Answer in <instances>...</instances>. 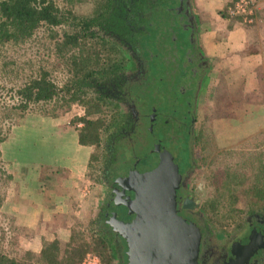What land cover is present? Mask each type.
Returning <instances> with one entry per match:
<instances>
[{
    "label": "rangeland",
    "instance_id": "obj_1",
    "mask_svg": "<svg viewBox=\"0 0 264 264\" xmlns=\"http://www.w3.org/2000/svg\"><path fill=\"white\" fill-rule=\"evenodd\" d=\"M99 1H77L72 5L73 12L82 17L95 16L102 12L101 9L105 6L103 4L105 0H102L101 6H99L100 3L98 4ZM55 2L61 3L60 0H55ZM223 15H225L224 12ZM119 23L117 22V24ZM242 25L251 24L243 23ZM74 27L73 24H54L53 35L47 29H41L27 40L3 45L0 48V64L3 62L4 68L10 70L8 71L9 79H12L15 84L19 83L24 81L28 74L35 70L39 71L40 68L50 69L58 86H62L66 79L74 78L72 71L68 69L67 56L72 53L81 56L87 46L89 48L93 43L101 40L97 36L78 37L77 45L73 46L70 43L69 49L60 53L59 42L63 39L64 32L73 33L76 31ZM190 33L192 37L196 38V34L192 33L191 29H189ZM135 37H138L139 40L140 54L144 59H147L148 63L146 80L141 85L145 89L144 95L151 99L160 97L161 101L158 106H161L163 111L165 110L164 112L170 116L171 122L174 120L179 122L172 128V132L168 127L167 133L169 132L174 140L172 151L180 172L186 170L192 162L188 185L190 194L198 202L196 207L201 208L207 219L222 229L233 226L250 207L253 209L263 208L262 201L252 200L240 186L237 189L238 199L232 203L233 210L227 209L228 206L221 205V208L218 207L219 211L212 213L205 203L210 186L206 184L203 177L205 165L212 158L217 161L221 158L219 163L223 164L235 161L236 155H239L240 161H243L264 153V90H257V77L247 73V71H251L249 66L258 61L257 57H248L249 53L260 50L259 45L257 47L256 44H246L243 50L235 52L236 59L235 62L230 63L233 64L231 68L228 64L225 68H217L209 72L203 84L200 85L194 102L189 92L179 95L177 102L173 84L175 77L171 78L172 86L169 88L167 81L171 74V70H169L171 62L180 60L179 55L183 54L186 41L176 43L171 40L170 42L166 37L163 25H159L153 33L147 36L145 34L142 36L141 31H138L135 33ZM102 41L103 44H99L98 47L102 46V49L105 47L111 53V48L114 47L110 46V41L104 39ZM82 42L84 43L81 46ZM102 49L100 50L103 55L104 50ZM144 49L149 51L145 55ZM171 50L174 52V57ZM176 50L179 53H176L175 57ZM115 53L112 52L111 57L116 58L117 56L118 58L119 50H116ZM241 63L245 65H241ZM185 71L184 68L183 72L185 73ZM0 75H2L1 70ZM5 77L8 79L9 75L6 74ZM254 86L255 89H253ZM90 87L91 85H85L75 98L65 95L62 93L63 91L58 92L45 105L46 108L42 109L47 113H38L30 109L23 113L9 112L7 108H3L0 112V129L8 131V137L0 142V246L6 252L22 255L29 249L28 246H33L36 242L42 246L44 243L57 240L62 245L63 236H66V233L58 235V231L64 228L67 232L68 229H80L88 240L98 238L91 227V215L96 199L99 198L100 188L103 187L98 180L102 158L101 147L105 144L102 145L106 130L112 124L113 115L110 114V111L115 106H110L109 103L102 101V98L90 91ZM166 89H170L167 94ZM71 92H74L73 88ZM165 94L167 98L162 100ZM91 102L99 106V109L94 111L96 115L92 114L93 111L87 110L91 109L88 105ZM141 105L145 109L147 102H143ZM159 110L160 108L157 109V112ZM9 113L11 118L4 119L6 117L3 116ZM91 114L101 117L98 141L95 144H81L78 141V128L84 123L77 121V118L86 115L90 119L92 118ZM190 116L191 118L195 117L194 123ZM163 129L165 128L163 127ZM198 132L202 134L197 143ZM83 145L87 150L88 162L81 179L75 180V187L80 191V194H77V198H75L71 195L74 194L75 187L68 185L69 177L64 171V166L77 164L76 156L78 154L76 156L74 154L77 150H84L82 149ZM227 149H235L236 152L232 155L226 153L222 156V152ZM133 153L139 155L142 152L135 151ZM119 159H121L120 156H118ZM133 159L132 154L124 156V159L122 157V162H119L121 164L117 167L119 172H115L114 181L123 176L127 167L131 162H134ZM35 176H38L39 183L44 187L53 185V182H56L53 179L61 180L66 190L71 191L64 198L68 209L62 214L63 216L53 213L51 218L41 221L38 227L32 230L26 227L10 228L9 220L4 216L3 203L8 188H10V181L13 182L11 189L17 190L20 183L33 181ZM88 189L91 191L89 196L86 195ZM70 208L71 210H69ZM33 231L38 233L37 241L31 238L34 235ZM214 236L217 240L223 238V235L218 231L216 234L214 233ZM88 252L96 254L100 264H106L104 261L102 262L97 253L91 250L86 253Z\"/></svg>",
    "mask_w": 264,
    "mask_h": 264
},
{
    "label": "flooded vegetation",
    "instance_id": "obj_2",
    "mask_svg": "<svg viewBox=\"0 0 264 264\" xmlns=\"http://www.w3.org/2000/svg\"><path fill=\"white\" fill-rule=\"evenodd\" d=\"M119 7H124L120 12L111 16L110 7L104 6L97 15H100V25L93 26L98 30L101 40H109L113 49L119 50V68L116 75H104L101 83L97 84L98 91L90 87L93 94H97L102 101L115 106L110 114L113 115L112 124L107 128L105 140L102 143V158L99 165L98 180L103 186L100 188L99 198L92 208L91 224L94 233L105 241V250L108 253L106 264H127L126 247L124 240L113 231L104 219V212L109 204L117 185L123 179L130 165L152 147V134L149 125L160 129L170 128L172 132L179 122H171L170 116L163 111L158 103L160 97H146L144 94L143 81L146 80L148 63L140 54L139 40L135 33L141 31V35L147 36L154 32L159 25H163L167 39L171 42L181 43L186 41L183 54L180 53V60L172 61L169 70L170 77L167 81L168 88L171 85V78L175 77L174 91L177 95L189 92L192 101L196 100V94L201 84L207 76V66L209 59L205 56L202 48L198 45L196 38L189 34V29L196 34L198 30L197 14L194 10L193 0H119ZM117 22H120L117 24ZM167 25V26H166ZM151 31V32H150ZM150 32V33H149ZM108 38V39H107ZM186 39V40H185ZM142 44V42H141ZM149 51L144 49L143 53ZM174 52L171 50V54ZM179 53L178 50L175 51ZM116 55V53H115ZM178 58V57H177ZM174 59V58H172ZM205 66V68H204ZM184 68L186 69L185 73ZM158 91V90H157ZM160 93V91H158ZM170 89H166V94ZM163 96L166 99L167 95ZM147 102L145 109L141 103ZM157 106V107H156ZM178 106V104H177ZM160 110L157 112V109ZM191 118V116H190ZM194 116L191 121L194 123ZM190 121V122H191ZM189 122V123H190ZM110 141V142H108ZM141 151L137 155L133 152ZM132 154L134 158L122 177L114 181V175L118 165L122 162V157ZM118 156L121 159L118 160ZM122 156V157H121ZM117 157V159H116ZM191 159V156H190ZM175 161V159H174ZM192 162L186 170L180 172L182 178L176 196L179 206V213L194 219L200 226L202 233L201 260L204 264H219L224 255L230 249L231 241L245 229L249 230L254 226H263L264 230V207L253 209L250 207L233 226L220 228L212 221L210 222L201 208H197V201L194 200L189 191L188 177L192 172ZM191 197V199H189ZM186 199L188 206L183 207L182 202ZM196 202V204L194 203ZM223 235L221 240H217L214 233ZM249 232V231H248ZM259 261L257 264H264V250L257 254ZM109 262V263H108Z\"/></svg>",
    "mask_w": 264,
    "mask_h": 264
},
{
    "label": "trees",
    "instance_id": "obj_3",
    "mask_svg": "<svg viewBox=\"0 0 264 264\" xmlns=\"http://www.w3.org/2000/svg\"><path fill=\"white\" fill-rule=\"evenodd\" d=\"M60 1L59 4L55 0H0V48L5 44L27 40L41 29H47L53 35V25L60 23L73 24L76 29L73 33L64 32L63 39L59 42L60 53L68 50L70 43L73 46L77 45L78 37L84 38L87 35L102 37L93 27L100 25V15L89 18L75 15L72 5L80 0ZM100 1L98 2L99 6L103 2ZM103 4L110 7L112 11L110 17H113L117 12L121 14L120 11L124 8L122 5L119 7V0H105ZM99 44H103V41H96L89 48L87 46L81 56L74 53L67 56L68 69L72 71L74 78L66 79L62 86L56 84L50 69L45 68H40L39 71L35 70L28 74L24 81L15 84L12 79H9L8 71L10 70L4 68L3 62H1L0 112L3 108H7L9 112L23 113L30 109L38 113H47L42 109L46 108L45 105L58 92L63 91L62 93L65 95L75 98L85 85H91L95 92H99L97 84L101 83L104 75H116L122 68L121 66L119 68V60L111 57L110 51L105 47L99 48ZM100 49L104 50L103 55ZM102 69L103 71H101ZM6 74L9 75L8 79L5 77ZM256 77L258 81L256 89L264 90V58L262 64L256 69ZM72 88L74 89L73 93L71 92ZM88 105L91 109L87 110L93 111L92 114L96 115L94 111H97L99 106L93 102ZM92 114L90 119L86 115L77 118V121L84 123L78 128V141L81 144H95L98 141V127L102 121L100 116ZM3 117L10 119L11 115L9 113ZM7 133L8 131L0 129V142L8 137ZM198 134L197 143L200 141L202 133L198 132ZM235 152V149H227L222 152V156L226 153L232 155ZM220 160L221 158L218 161L212 158L209 163H206L203 176L206 184L210 186L205 203L212 213L219 211L218 207L221 208V205L228 206L227 209L233 210L232 203L238 199L237 189L240 186L252 200L264 203V153L243 161H240L239 155H236V160L232 162L220 164ZM4 216L9 220L10 228L20 229V226L13 222L12 214L4 212ZM63 240L62 245L54 240L44 243L38 251L28 249L22 255L6 252L0 246V264H76L88 250L97 253L102 262L107 263L109 259L105 250V241L100 236L88 240L80 229H71L67 238Z\"/></svg>",
    "mask_w": 264,
    "mask_h": 264
},
{
    "label": "water",
    "instance_id": "obj_4",
    "mask_svg": "<svg viewBox=\"0 0 264 264\" xmlns=\"http://www.w3.org/2000/svg\"><path fill=\"white\" fill-rule=\"evenodd\" d=\"M153 127L152 147L130 165L104 219L124 240L127 264H204L200 226L179 213L176 189L182 174L174 161V140L166 127ZM182 206H188L186 199ZM260 250L264 230L254 225L231 241L219 264H257Z\"/></svg>",
    "mask_w": 264,
    "mask_h": 264
},
{
    "label": "crops",
    "instance_id": "obj_5",
    "mask_svg": "<svg viewBox=\"0 0 264 264\" xmlns=\"http://www.w3.org/2000/svg\"><path fill=\"white\" fill-rule=\"evenodd\" d=\"M230 2L231 0H193L192 3L197 14V43L210 60L207 73L209 74L217 68H225L228 64L231 68L233 64L230 63L235 62L236 59L234 57L235 52L243 50L246 44H256L257 47L259 45L260 50L249 53L248 57H257L258 61L256 64L252 63L249 66L250 72L247 71V73L256 77V69L262 64L264 58V0H257L258 19L251 25H242L243 21L240 17L227 14L226 7ZM223 12L225 15H223ZM238 22L242 23L239 24ZM241 65L243 64L241 63ZM253 89H255V86ZM83 147L84 150H77L74 154L75 156L78 154L76 156L77 164L64 166V171L67 172L69 177L68 185H74V187L75 180L81 179L82 173L87 168L88 154H86L85 145ZM79 148L81 147L79 146ZM53 181L56 182H53V185H45L47 187L45 189L39 183L38 176H35L33 181L20 183L17 190L11 189V183L13 182L10 181V188H8L3 200L4 211L12 214L13 222L20 226V229L26 227L32 230L38 227L41 221L51 218L53 213L63 216L62 214L67 211L68 204L65 205L64 198L71 191L66 190L61 180L53 179ZM83 188L81 189L83 190ZM74 189L76 192L74 190V194L71 195L77 198L80 191L76 187ZM89 193L91 194V191L88 189L86 195L89 196ZM69 232L70 229L67 232L64 228L58 231V235H65L66 233L67 236ZM33 233L34 235L31 238L37 241L38 233L34 231ZM66 236H63V239H66ZM38 244L36 242L33 246L28 247L34 251L39 250L41 245Z\"/></svg>",
    "mask_w": 264,
    "mask_h": 264
},
{
    "label": "built area",
    "instance_id": "obj_6",
    "mask_svg": "<svg viewBox=\"0 0 264 264\" xmlns=\"http://www.w3.org/2000/svg\"><path fill=\"white\" fill-rule=\"evenodd\" d=\"M229 16L240 17L243 23L253 24L258 19L257 0H231L226 7ZM78 264H100L99 257L93 253H86Z\"/></svg>",
    "mask_w": 264,
    "mask_h": 264
}]
</instances>
